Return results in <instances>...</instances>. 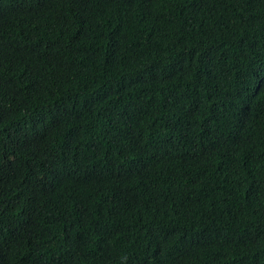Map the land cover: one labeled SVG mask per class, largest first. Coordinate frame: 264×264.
Masks as SVG:
<instances>
[{
	"label": "trees",
	"instance_id": "1",
	"mask_svg": "<svg viewBox=\"0 0 264 264\" xmlns=\"http://www.w3.org/2000/svg\"><path fill=\"white\" fill-rule=\"evenodd\" d=\"M0 264H264V0H0Z\"/></svg>",
	"mask_w": 264,
	"mask_h": 264
}]
</instances>
